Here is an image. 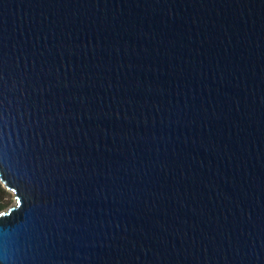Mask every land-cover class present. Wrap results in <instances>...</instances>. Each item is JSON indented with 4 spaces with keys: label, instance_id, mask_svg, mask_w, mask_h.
Returning a JSON list of instances; mask_svg holds the SVG:
<instances>
[{
    "label": "water",
    "instance_id": "95a60500",
    "mask_svg": "<svg viewBox=\"0 0 264 264\" xmlns=\"http://www.w3.org/2000/svg\"><path fill=\"white\" fill-rule=\"evenodd\" d=\"M0 264H264V0H0Z\"/></svg>",
    "mask_w": 264,
    "mask_h": 264
},
{
    "label": "rangeland",
    "instance_id": "374dc122",
    "mask_svg": "<svg viewBox=\"0 0 264 264\" xmlns=\"http://www.w3.org/2000/svg\"><path fill=\"white\" fill-rule=\"evenodd\" d=\"M14 201H15L14 194L3 188L2 185L0 184V206H2L0 212L13 206Z\"/></svg>",
    "mask_w": 264,
    "mask_h": 264
},
{
    "label": "trees",
    "instance_id": "16d2710c",
    "mask_svg": "<svg viewBox=\"0 0 264 264\" xmlns=\"http://www.w3.org/2000/svg\"><path fill=\"white\" fill-rule=\"evenodd\" d=\"M2 208V206H0V209Z\"/></svg>",
    "mask_w": 264,
    "mask_h": 264
}]
</instances>
